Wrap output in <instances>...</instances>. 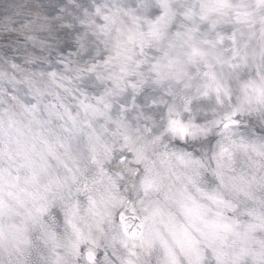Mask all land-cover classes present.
<instances>
[{
    "label": "snow or ice",
    "instance_id": "snow-or-ice-1",
    "mask_svg": "<svg viewBox=\"0 0 264 264\" xmlns=\"http://www.w3.org/2000/svg\"><path fill=\"white\" fill-rule=\"evenodd\" d=\"M33 24L91 59L0 69V264H264V0Z\"/></svg>",
    "mask_w": 264,
    "mask_h": 264
},
{
    "label": "clouds",
    "instance_id": "clouds-1",
    "mask_svg": "<svg viewBox=\"0 0 264 264\" xmlns=\"http://www.w3.org/2000/svg\"><path fill=\"white\" fill-rule=\"evenodd\" d=\"M68 4H74L75 0H66ZM95 3V0H90ZM101 4L106 0H100ZM48 0H0V69L7 67L10 61H20L21 64L31 67V63H45L50 66L53 62L72 60L84 62L91 59L88 48L67 49L60 51L63 40L53 35L41 32L38 25L33 24L37 10L43 8ZM61 8L64 5H60ZM68 15L72 16L71 9ZM70 29L73 27L70 21H64V25ZM77 27L79 25H76ZM96 53L93 52L92 56ZM31 62V63H30ZM247 125V121H244ZM259 127V125H257ZM255 132V129H252Z\"/></svg>",
    "mask_w": 264,
    "mask_h": 264
}]
</instances>
